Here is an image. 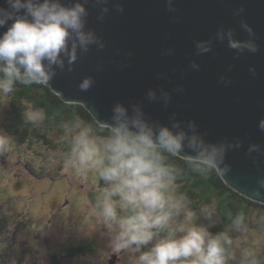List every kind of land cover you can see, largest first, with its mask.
Instances as JSON below:
<instances>
[{"label": "clouds", "instance_id": "9594fccd", "mask_svg": "<svg viewBox=\"0 0 264 264\" xmlns=\"http://www.w3.org/2000/svg\"><path fill=\"white\" fill-rule=\"evenodd\" d=\"M88 2L4 0L0 4V29H6L0 32V96H11L18 84L47 86L58 73L72 72L78 59L93 48H105V41L87 26ZM165 3L169 12L177 11L173 0ZM93 7L98 21L113 9L124 11L120 0H94ZM243 12L240 7L233 15ZM239 26L246 33L244 38H238L234 28L220 26L212 37L194 41L196 54L210 53L214 42H226L234 58L257 53L253 28L242 18ZM171 53L168 48L163 54ZM96 67L102 70L101 64ZM199 67L195 60L190 61L191 70ZM249 72L255 76V67L249 66ZM219 81L227 86L231 78L221 74ZM94 85V77L85 75L77 87L88 92ZM173 91L183 88L178 85ZM171 99L164 87H150L144 93V100L159 102L164 108ZM46 118L43 109L24 117L34 127ZM256 127L264 132V116ZM205 137L206 132L194 120L178 119L176 112L162 123L148 116L143 101L125 104L116 100L109 117L97 118L95 123L72 112L56 141L63 148L58 163L82 181H90L97 193L88 215L92 229L101 230L108 248L113 254H122L127 264H264V210L251 214L242 207L229 214L223 230L212 233L210 228L221 220L215 201L194 208L192 199L180 191L186 170L203 178L213 174L226 178L232 171L227 154L243 150L257 169L248 195L264 200V143L249 140L245 146L238 137L216 141ZM15 145L14 137L0 129V157L7 156ZM198 219L204 222L197 223ZM83 226L87 228L86 223Z\"/></svg>", "mask_w": 264, "mask_h": 264}, {"label": "water", "instance_id": "95a60500", "mask_svg": "<svg viewBox=\"0 0 264 264\" xmlns=\"http://www.w3.org/2000/svg\"><path fill=\"white\" fill-rule=\"evenodd\" d=\"M3 2L0 0V4ZM173 2L175 13L168 11L165 0H120L122 13L113 9L103 21H98L94 0H89L87 26L106 46L100 51L90 50L78 59L72 72L58 73L48 86L64 101L84 104L96 120L107 119L116 100L125 104L130 100L143 101L150 118L167 123L169 114L176 112L178 119L194 120L208 140L227 136L243 139L245 146L249 140L264 143V132L256 127L259 117L264 116V0ZM240 7L244 12L234 16L233 10ZM241 18L256 34L257 53L234 58L226 42H214L210 53L196 54L194 41L212 37L220 26L232 27L238 38H244L246 33L239 26ZM168 48L172 49L171 55L163 54ZM129 52L131 56L127 55ZM192 60L200 65L199 70L189 68ZM98 63L102 65L100 71ZM249 66L255 67V76ZM221 74L230 77L231 83H221ZM85 75L93 76L95 85L88 92H81L77 84ZM178 85L182 92L173 91ZM158 86L171 92L167 108L144 100L145 91ZM226 160L232 171L223 180L245 197L264 204V200L248 195L257 169L243 150L229 152Z\"/></svg>", "mask_w": 264, "mask_h": 264}, {"label": "rangeland", "instance_id": "374dc122", "mask_svg": "<svg viewBox=\"0 0 264 264\" xmlns=\"http://www.w3.org/2000/svg\"><path fill=\"white\" fill-rule=\"evenodd\" d=\"M7 99L0 96L4 132ZM14 139L13 151L0 157V264H50L49 252L82 239L92 240L96 252L64 258L62 264H110L114 254L107 238L92 229L88 218L94 206L91 196L96 193L90 181H82L58 163L62 147L52 149L42 141L28 146ZM85 223L87 228L82 227ZM119 256L122 260L115 264H127Z\"/></svg>", "mask_w": 264, "mask_h": 264}, {"label": "trees", "instance_id": "16d2710c", "mask_svg": "<svg viewBox=\"0 0 264 264\" xmlns=\"http://www.w3.org/2000/svg\"><path fill=\"white\" fill-rule=\"evenodd\" d=\"M8 117L4 126L7 134L16 137L20 144L27 143L32 146L42 141L50 148L62 147L54 139H57L63 123L71 116L72 112L78 113L84 120L97 122L92 112L82 103L66 102L50 86L42 85H17L14 94L8 97ZM43 109L46 120L39 126L29 125L24 117L31 110ZM183 166L182 160L176 161ZM183 186L180 191L185 192L193 201V207L198 208L202 204L215 201L219 223L212 227V232L223 230L230 213L234 214L242 207L246 213L255 214L258 210H264V204L253 201L231 188L222 177L214 174L207 178L200 177L186 170V175L181 178ZM97 193L91 198L95 204ZM96 252V246L90 239L69 244L60 251L49 252L50 264H62V260L74 255H85Z\"/></svg>", "mask_w": 264, "mask_h": 264}, {"label": "flooded vegetation", "instance_id": "af4514ba", "mask_svg": "<svg viewBox=\"0 0 264 264\" xmlns=\"http://www.w3.org/2000/svg\"><path fill=\"white\" fill-rule=\"evenodd\" d=\"M119 255H120L119 253L114 254L113 255V260H111L109 263L110 264H115L116 261H121L122 260V257L119 256Z\"/></svg>", "mask_w": 264, "mask_h": 264}]
</instances>
